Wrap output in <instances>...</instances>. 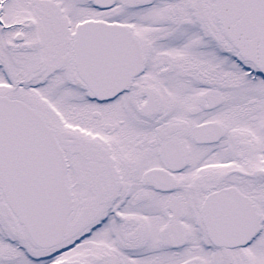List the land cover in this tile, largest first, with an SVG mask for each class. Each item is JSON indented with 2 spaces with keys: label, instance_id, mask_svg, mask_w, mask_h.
<instances>
[{
  "label": "snow or ice",
  "instance_id": "snow-or-ice-1",
  "mask_svg": "<svg viewBox=\"0 0 264 264\" xmlns=\"http://www.w3.org/2000/svg\"><path fill=\"white\" fill-rule=\"evenodd\" d=\"M0 264H264V0H0Z\"/></svg>",
  "mask_w": 264,
  "mask_h": 264
}]
</instances>
